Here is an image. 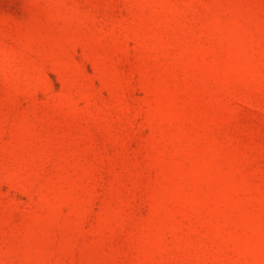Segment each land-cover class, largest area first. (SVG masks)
<instances>
[{"label": "rangeland", "instance_id": "obj_1", "mask_svg": "<svg viewBox=\"0 0 264 264\" xmlns=\"http://www.w3.org/2000/svg\"><path fill=\"white\" fill-rule=\"evenodd\" d=\"M0 264H264V0H0Z\"/></svg>", "mask_w": 264, "mask_h": 264}]
</instances>
